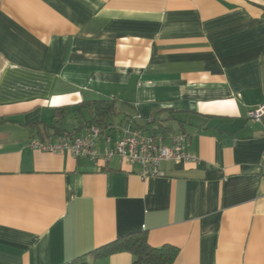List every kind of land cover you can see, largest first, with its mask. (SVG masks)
Instances as JSON below:
<instances>
[{"label": "crops", "instance_id": "crops-1", "mask_svg": "<svg viewBox=\"0 0 264 264\" xmlns=\"http://www.w3.org/2000/svg\"><path fill=\"white\" fill-rule=\"evenodd\" d=\"M112 99L101 150L130 127L186 135L197 162L143 178L28 146L56 138L58 108L74 132L81 103ZM262 105L264 0H0V264H65L138 231L177 247L173 264H264Z\"/></svg>", "mask_w": 264, "mask_h": 264}, {"label": "built area", "instance_id": "built-area-1", "mask_svg": "<svg viewBox=\"0 0 264 264\" xmlns=\"http://www.w3.org/2000/svg\"><path fill=\"white\" fill-rule=\"evenodd\" d=\"M251 119L260 123L264 121V105L252 111ZM101 135V131L94 127L88 133L75 138H34L28 146L33 150L52 154L67 152L77 159L87 158L96 162L117 158L130 165H140L143 178L164 176L160 168L164 161L194 163L198 160L189 151L190 140L186 135L172 136L170 143H167L163 136H148L141 130L132 132L130 127H126L123 130V137L105 150L98 147V139ZM107 140L110 141L109 138ZM261 168L264 170V160Z\"/></svg>", "mask_w": 264, "mask_h": 264}, {"label": "trees", "instance_id": "trees-1", "mask_svg": "<svg viewBox=\"0 0 264 264\" xmlns=\"http://www.w3.org/2000/svg\"><path fill=\"white\" fill-rule=\"evenodd\" d=\"M117 104L118 101L116 99L94 100L81 103L79 107L75 109V114L79 119L82 128H79L74 132H68L63 128L62 122L66 115V109L58 108L56 110L54 121L52 125H50V128L55 131L53 137L75 138L80 136L83 128H87L89 132L92 128L96 127L101 131V134L112 131L116 124V117L119 114ZM89 108L92 109L94 115L93 118L88 121L84 119V117L85 110ZM179 252V249L172 245H164L161 247L152 246L149 243L147 231H138L125 237H121L94 252L65 264H79V262L85 259L88 255L112 256L120 253H128L132 255V264H173L176 261Z\"/></svg>", "mask_w": 264, "mask_h": 264}, {"label": "rangeland", "instance_id": "rangeland-1", "mask_svg": "<svg viewBox=\"0 0 264 264\" xmlns=\"http://www.w3.org/2000/svg\"><path fill=\"white\" fill-rule=\"evenodd\" d=\"M69 121H70V115H68V116L66 117L65 123L68 124Z\"/></svg>", "mask_w": 264, "mask_h": 264}]
</instances>
